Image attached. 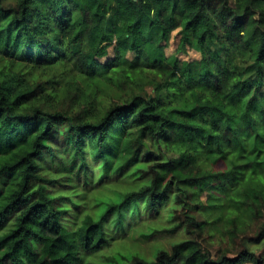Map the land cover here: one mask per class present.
<instances>
[{
  "label": "trees",
  "instance_id": "trees-1",
  "mask_svg": "<svg viewBox=\"0 0 264 264\" xmlns=\"http://www.w3.org/2000/svg\"><path fill=\"white\" fill-rule=\"evenodd\" d=\"M242 162L264 177V0H0V264H264L117 248L204 230Z\"/></svg>",
  "mask_w": 264,
  "mask_h": 264
},
{
  "label": "rangeland",
  "instance_id": "rangeland-1",
  "mask_svg": "<svg viewBox=\"0 0 264 264\" xmlns=\"http://www.w3.org/2000/svg\"><path fill=\"white\" fill-rule=\"evenodd\" d=\"M180 38L179 31H175L171 40V46L167 50L168 54L175 53ZM179 57L185 61H193L200 60L202 56L195 49L188 47L187 51L179 55ZM202 165H204V163H202ZM240 166L242 172L245 169L243 167V162ZM246 188H254L264 193V177L259 173L242 172L237 186L229 183H222L221 190L213 194L217 196L216 201L222 204V206L213 209L210 215L204 216V221L206 220L208 222L204 230L190 227L191 233L183 231L174 236L161 235L149 241H143L140 239L141 237L138 232L144 230L145 227L140 225L138 229L130 231L129 236L124 239V241L117 244V248L123 247L149 259L157 248L169 250L170 246L176 242L183 239L196 238L203 248L211 254L213 259L221 257L224 253H228L229 257H233L237 255L244 246H249L258 256H264V241L258 234V227L264 222V217L258 221H250V211L247 205H243V190ZM207 198L208 196L205 193L202 195L201 201L206 202ZM165 216L163 212L157 220L150 223V226L155 228L165 227L167 225ZM234 218L237 219L239 233L237 237H232L231 239L227 234V230L230 228L228 222ZM247 223L251 224L250 227Z\"/></svg>",
  "mask_w": 264,
  "mask_h": 264
}]
</instances>
